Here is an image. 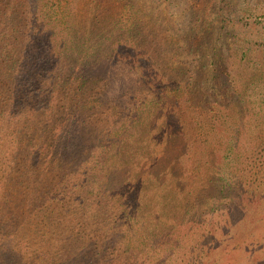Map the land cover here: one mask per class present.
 <instances>
[{
  "label": "rangeland",
  "instance_id": "rangeland-1",
  "mask_svg": "<svg viewBox=\"0 0 264 264\" xmlns=\"http://www.w3.org/2000/svg\"><path fill=\"white\" fill-rule=\"evenodd\" d=\"M145 5L147 18L160 19L159 30L168 36L161 63L169 70H183L192 108L188 102L171 107L157 91L153 101L139 92L125 99L114 95L110 102L96 95L87 109L64 113L58 130L50 127L52 135L57 133L55 141L67 127H89L90 143L108 145L105 160L122 168L107 178L94 177L89 188L85 211L88 215L100 211L104 232L117 221L116 213L123 220V235L112 233L118 240L111 243L117 245L107 246L109 255L104 248L100 260L264 264V0H146ZM115 70L113 66L111 71ZM122 78L131 82L140 77L133 79L124 71L113 75L111 82ZM10 96L0 94V112L9 110ZM10 113L16 114L14 119ZM10 113H0V187L4 188L0 208L5 212L0 226L13 230L8 187L13 194L27 190L23 184L17 193L9 184L12 176L23 178L17 166L23 165L24 154L14 160L13 152L26 145L29 128L43 127L39 123L24 127L29 118H41L39 113L22 116L15 109ZM98 184L106 191L99 201L91 193ZM83 215L87 218L82 212L78 217L82 224ZM92 225L89 219L86 226ZM23 227L40 241L59 246L72 235L69 252L80 244L82 248L65 264L77 260L87 264L91 258L85 233L78 235L77 227L55 232L45 222L43 231L35 233L27 221ZM5 235L0 232V264H12L16 246ZM43 257H32L27 264H48Z\"/></svg>",
  "mask_w": 264,
  "mask_h": 264
},
{
  "label": "trees",
  "instance_id": "trees-1",
  "mask_svg": "<svg viewBox=\"0 0 264 264\" xmlns=\"http://www.w3.org/2000/svg\"><path fill=\"white\" fill-rule=\"evenodd\" d=\"M145 2L0 0V94L11 95L9 110L3 108L0 113L4 116L13 109L22 116H27V112L30 115L39 113L41 118H29L24 127H34L37 123L43 127L39 131L29 128L26 145L8 151L11 154L14 151V160L24 154L20 156L23 165L17 166L23 178L12 176L8 178L9 184L17 193L21 191L18 186L24 184L27 189L13 194L8 187L13 203L8 220L16 227L12 230L0 226V232L10 237L16 246L17 254L12 264H27L32 257L36 260L40 255L44 256L43 261L47 260L45 263L65 264L75 259L70 254L77 255L79 247L82 248L80 244L69 252L72 235L62 246L55 241L53 244L45 239L40 241L24 230L26 221L33 233L43 231L45 222L55 232L61 228L69 232L70 228L77 227L78 235L85 233L82 236L89 246L91 258L88 261L87 257V264H104L100 260L101 252L107 248L108 255L112 254L107 246L117 245L111 243L118 240L112 233L123 235V220L118 213L113 218L117 221L104 232L100 211L93 215L85 211L90 204V184L96 181L93 178H101V175L107 178L113 170L122 169L120 163L105 160L104 149L110 147L92 145L89 127H67L57 141L54 140L57 133L52 135L50 127L58 130L64 113L70 109H87L96 95L110 102L114 95L125 99L139 92L153 101L157 91L171 107H183L188 102L189 88L183 70H169L161 63L166 46H169L168 36L159 30L162 27L160 19H154V15L147 18ZM179 40L183 41V36ZM189 44L186 39V47ZM179 47L183 49V43ZM113 66L115 71H111ZM124 71L133 79L140 78L131 82L123 78L111 82L113 75ZM213 72L216 74V68ZM104 88H109L107 93ZM187 104L190 106L189 102ZM129 110L133 111V107ZM15 116L10 113L11 119ZM114 157L112 155L110 160ZM93 186L91 193L97 194L99 201L106 191L103 184ZM225 187L224 183L222 190ZM3 190L0 187V205L4 199ZM80 212L87 215V218L82 217L84 224L78 221ZM4 214L0 208V224L5 221ZM89 219L93 221L90 228L86 226ZM65 221L66 225H61ZM130 230L132 228L127 227V231ZM120 262L116 258L111 260V264ZM76 264L81 261L77 260Z\"/></svg>",
  "mask_w": 264,
  "mask_h": 264
}]
</instances>
